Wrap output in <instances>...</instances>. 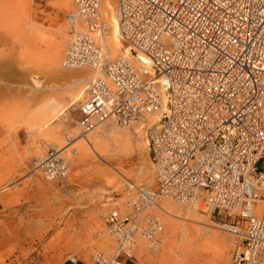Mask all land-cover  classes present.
I'll list each match as a JSON object with an SVG mask.
<instances>
[{"label": "built area", "instance_id": "2783aa9c", "mask_svg": "<svg viewBox=\"0 0 264 264\" xmlns=\"http://www.w3.org/2000/svg\"><path fill=\"white\" fill-rule=\"evenodd\" d=\"M115 2L120 41L142 63L106 55L102 0H73L89 33L71 34L62 64L98 70L77 124L84 133L106 120L128 126L157 111L162 93L166 111L148 133L154 185L130 186L126 209L107 213L113 253L92 264H131L138 237L158 250L162 225L147 211L162 199L215 215L233 237L231 264H264V0ZM62 154L50 149L33 170L65 180Z\"/></svg>", "mask_w": 264, "mask_h": 264}, {"label": "rangeland", "instance_id": "374dc122", "mask_svg": "<svg viewBox=\"0 0 264 264\" xmlns=\"http://www.w3.org/2000/svg\"><path fill=\"white\" fill-rule=\"evenodd\" d=\"M3 1L6 2L3 3L4 6L0 4V15L7 14L0 16V44L2 43L0 45V264H70V258L77 259L78 264H92L95 255L109 258L113 253L114 241L107 233L106 215L114 207L120 211L126 209V202L135 191L132 188L126 190L125 186L146 187V181L138 180L136 173L141 167H150L152 176L150 154L148 150L142 148L138 150L133 147L131 151L126 150L114 157L107 158L94 154L90 158L82 159L77 149L78 141L62 154L69 167L65 180L51 181L41 172L33 170L32 160L43 158L53 146L50 147L51 141L44 139L45 136L29 134L23 122L39 106L41 97L38 96H42L45 90L39 91V95L38 93L32 95L33 101L32 96H29L31 94H24L25 87L19 88L21 87L19 84H22L21 78L17 79L8 73L9 71L21 73L28 69L34 73L38 72L35 73V77L43 87L56 83L62 85L64 83L62 80H54L45 69L47 67H44L43 55L29 64L32 61L29 62L30 59L25 56L24 48L20 45L23 39L21 37L29 26L40 34L42 40L52 38V34L59 27L63 28L68 23V14L74 12L75 8L72 1L69 13L59 9L57 5L59 0ZM5 6L11 7L13 11ZM3 7L4 12L7 10L6 13L3 12ZM72 33V31L67 32V43ZM39 44L40 42L36 43ZM39 46L38 51L44 52L45 45L41 43ZM33 68L37 71H33ZM84 75L88 78L89 73ZM27 77L29 76H25L22 81L28 85L30 77ZM23 96L25 100L22 101ZM29 98L33 102L30 103ZM82 99L65 117L53 123L51 127L61 133L74 132L73 129L79 127L77 106ZM37 101L38 104H35ZM19 113L21 114L18 115ZM115 124L111 120L105 122V126L108 127ZM127 127L131 129V125ZM78 130L82 131L80 127ZM130 131L133 133L132 129ZM148 133L149 129L145 131L143 139L148 140ZM61 137L59 142L55 140L54 145L58 146V143L65 145L73 140ZM69 151L76 152L72 155L74 157ZM153 185L152 183L150 186ZM166 201L167 199L160 200L152 210L147 211L158 217L162 225L160 247L151 252L145 247V242L138 237L130 252L131 264H231L233 237L221 230L219 219L215 215H210L206 209L200 210L199 215L195 216L196 222L173 219L175 234L172 238L173 243L168 245L165 237L168 229L167 220L170 218L159 209ZM168 202L172 201L168 200ZM181 209L183 217L187 218L190 208L183 205ZM181 225H184L190 233L193 227L204 229L207 231L205 237L211 233L221 235L225 242L224 258L216 259L215 248L211 245L204 246V250L198 256L191 254L182 242L179 233ZM103 240L107 244L101 247L99 244ZM204 241L202 240L201 244Z\"/></svg>", "mask_w": 264, "mask_h": 264}, {"label": "bare ground", "instance_id": "6f19581e", "mask_svg": "<svg viewBox=\"0 0 264 264\" xmlns=\"http://www.w3.org/2000/svg\"><path fill=\"white\" fill-rule=\"evenodd\" d=\"M71 1L73 3V0H59L57 5L61 11L69 13V11H71ZM4 2L6 1L2 0L0 4H3ZM4 5L5 4H3L2 6ZM9 6H5V8H8ZM73 7H74V4H73ZM5 8L4 7L2 8L3 12ZM6 11L4 13H6ZM8 13H9V10H8ZM6 14H2L0 16L6 15ZM100 15L108 26L107 33L103 39V42H101L106 55L110 59H114L118 56H127L132 59L135 65L141 64L142 62L138 60L136 57H131L129 50L126 47H124L120 41L119 23H118V18L116 14L115 0H102V3L100 5ZM68 19H69L67 21L68 23L65 24L64 27L62 26L63 28L59 27V29L55 33L52 34L53 37L48 40H42L40 38V34L37 32H34L35 29L29 26H28L29 29L27 30L25 29L26 33H24L23 37H21L23 39L21 40L22 44L20 45L24 48L25 56L30 59L29 62L32 61L29 64H32L34 60L40 57V55H43L44 61H45L44 67H47L45 69H47L48 73L54 78V80L58 79L64 82L62 83V85H59L60 84L59 83L58 84L59 86L55 82L56 83L55 85H52L50 83L51 86L47 85L43 87L40 81L35 77V73L38 74V72L34 73L32 72V70H28V69L22 71L21 73L16 72V71H12V72L9 71L8 73L7 71L8 74H11V76L17 77V79L18 77L21 78L22 84L21 85L19 84V86H21L19 88H22V89L24 87L26 88L25 91L23 90L24 94L29 93L31 94L29 96H32V95L35 96L39 91H42V89L45 90L43 91L45 93L44 94L42 93L43 94L42 96H38L40 92L38 93L37 96L39 98L41 97L40 101L38 100L40 104L38 107H36V109H34L33 112H31V114L28 116L27 120L23 122V124L29 130V134L31 135L39 134L41 135V137L45 136L44 139L47 138L49 142L51 141L49 143L50 147L53 146L52 148L55 150H62L63 153L66 152V150L68 151V149L71 146H73L75 143L79 141L77 149H79L82 159L90 158L94 154L96 155L98 154V155H101L107 158L114 157V156L120 155L122 152L126 150L131 151V148L133 147L137 148L138 150L142 148L143 150L147 151L148 150V140L143 139L145 135V131L147 129H151L154 126H157L162 118V115L166 111L165 97L163 96V93H162L161 106L159 107L157 111H155L151 115L146 116L144 119L140 121L130 124L131 129L133 130V133L130 131L131 129L129 130V128L128 127L126 128V126H120L118 124H115L110 127L105 126V122L109 120H106L98 124L93 130L86 132V133H84L83 131H79L78 130L79 127L78 128L76 127L75 129H73L74 132L65 131V133L56 131L54 130V128L51 127L53 123H55L56 121H59L63 116L65 117V115L69 113L70 109L74 107V105H76V103L83 98L87 83L98 74V70L92 66H84V67L75 68V69H70V68H66L63 66L62 64L63 56H64L63 52L66 49L65 45L67 43L66 41L67 40L66 36H68L67 32L72 31L73 33H76V34L89 33L85 29V26H83V23L81 22V20L77 17L76 9H74V12L68 14ZM37 42L38 43L40 42V44L43 43V45H45L44 52L38 51V49L40 48L39 46L40 44L36 45ZM144 63L148 65L147 61H144ZM26 65L24 66L26 67ZM33 65L32 67H34ZM27 66L30 68L29 65ZM35 66L37 67V65ZM33 71H37V69L35 68L34 70L33 68ZM85 73H89L88 78L85 77L84 75ZM25 76L30 77L28 85L25 81H24L25 83H23L22 81ZM33 96L31 98L34 101ZM23 98L24 99L21 98L22 101L25 100L24 96ZM32 99L28 101L33 102ZM38 101L35 104H38ZM32 105H29V106L33 107L34 105L33 106ZM29 106L28 108H31ZM25 108L27 107L25 106ZM20 114L21 113H19L18 115ZM61 136H64V138L66 139L72 138L73 140L67 142L65 145H61L60 143H58L59 139H62ZM55 140L58 141L57 142L58 146L54 145ZM137 170H138L136 173L137 179L145 180L146 181L145 186L149 187L154 182V165L152 164V176H151L150 167H141ZM147 178L148 180H146ZM125 187H126V190H129L131 188L130 185H127ZM133 187H136V186L133 185ZM168 200L169 199H167V201L163 203L159 209L170 218L169 220H167L168 229H167L166 237H165V241L167 242L168 245H170L173 243L172 238L175 234V232H173L175 228L173 219H181L182 221L196 222L197 218L195 216L199 215V211L188 206L190 209L188 210L187 218H184L182 209H181V206H183L184 204H180V203L177 204V202L172 201L173 203H176V204H173L172 202H168ZM207 219L208 218L206 217L205 220ZM179 233L182 237V242L187 246V249H189V252L191 254L198 256L204 250V246L211 245L215 248L214 254L216 255V259L224 258V255L226 252L225 245H224L225 242H224V239L221 237V235L217 233H211L208 237H205L207 236V231L201 228H197V227H193V230L190 233L187 230V228L184 227V225H181V228L179 229ZM202 240H205V241L204 243L201 244ZM106 244H107L106 241L103 240L100 242L99 245H101L102 247V245H106Z\"/></svg>", "mask_w": 264, "mask_h": 264}]
</instances>
